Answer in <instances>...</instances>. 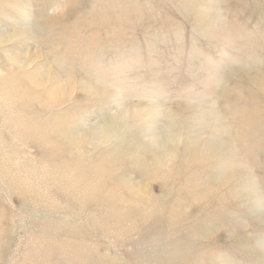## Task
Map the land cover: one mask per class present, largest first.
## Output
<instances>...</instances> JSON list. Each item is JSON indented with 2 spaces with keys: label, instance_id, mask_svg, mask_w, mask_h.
Instances as JSON below:
<instances>
[{
  "label": "rangeland",
  "instance_id": "rangeland-1",
  "mask_svg": "<svg viewBox=\"0 0 264 264\" xmlns=\"http://www.w3.org/2000/svg\"><path fill=\"white\" fill-rule=\"evenodd\" d=\"M0 264H264V0H0Z\"/></svg>",
  "mask_w": 264,
  "mask_h": 264
},
{
  "label": "bare ground",
  "instance_id": "bare-ground-1",
  "mask_svg": "<svg viewBox=\"0 0 264 264\" xmlns=\"http://www.w3.org/2000/svg\"><path fill=\"white\" fill-rule=\"evenodd\" d=\"M28 76V75H27ZM254 77V76H253ZM8 79H9V77H8ZM252 81V80H251ZM89 91V90H88ZM48 118V117H47ZM7 119V118H6ZM54 120H55V118H54ZM23 121V120H22ZM10 124H12V123H10ZM21 125H22V123H20ZM29 132V130H25V129H23V126H22V130L20 129V132L21 133H24V132ZM55 143V142H54ZM67 170V169H66ZM61 173H63V172H61ZM75 186H77L73 181H71V180H69V181H67V184H66V187L67 188H72V189H76V187Z\"/></svg>",
  "mask_w": 264,
  "mask_h": 264
}]
</instances>
